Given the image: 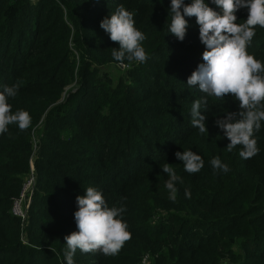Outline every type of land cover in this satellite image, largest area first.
Returning <instances> with one entry per match:
<instances>
[{
	"label": "trees",
	"instance_id": "16d2710c",
	"mask_svg": "<svg viewBox=\"0 0 264 264\" xmlns=\"http://www.w3.org/2000/svg\"><path fill=\"white\" fill-rule=\"evenodd\" d=\"M170 4L0 0V91L19 82L8 103L13 113L31 116L28 129L13 124L0 134V264H66L64 237L78 230L76 196L87 187L100 191L108 207L125 208L131 239L115 256L77 249L74 264H264V121L254 132L259 152L250 159L239 156V145L227 150L230 141L215 123L240 110L230 94L202 105L207 133L192 126V103L206 94L187 79L203 63L205 46L194 16L185 17L183 41L169 32ZM120 5L144 33L148 59L125 60L128 79L111 83L96 73L119 63L111 55L119 45L100 21ZM235 15L244 23L247 9ZM255 32L247 52L264 64V28ZM184 150L202 157L199 172H186L175 157ZM216 156L230 171L212 168ZM165 163L183 180L175 201L165 188ZM30 169L20 220L10 206Z\"/></svg>",
	"mask_w": 264,
	"mask_h": 264
},
{
	"label": "clouds",
	"instance_id": "9594fccd",
	"mask_svg": "<svg viewBox=\"0 0 264 264\" xmlns=\"http://www.w3.org/2000/svg\"><path fill=\"white\" fill-rule=\"evenodd\" d=\"M221 12L213 10L205 0H171L172 13L169 32L177 40L183 41L188 28L185 17H195L199 25V39L205 46L202 52L203 63L187 79V85H198L206 96L194 101L191 106V124L200 133H207L206 117L200 114L202 105H207L208 97L224 99L231 95L239 102L236 112H226L222 119L215 121L230 141L226 146L231 152L241 146L239 156L250 159L259 152L254 132L261 128L264 121V64L247 52V46L255 36L256 26L264 28V0H211ZM247 9V19L237 23L235 13ZM100 27L109 34L110 40L118 43L112 48L111 55L115 61L123 64L125 60L143 63L148 59L141 42L146 39L144 33L137 30L133 13L120 5L114 14L100 21ZM20 87L19 82L5 86L0 91V134L8 131L9 125H17L24 131L31 126L29 112L18 109L12 112L9 98H15ZM175 157L183 162L184 170L190 174L199 172L204 165L202 157L192 150L177 151ZM214 170L227 173L230 168L219 156L210 161ZM168 175L165 188L169 199L175 201L177 182L182 177L169 163L162 167ZM185 197L191 198V192L185 189ZM124 199V198H122ZM77 210L74 212L77 231L64 237L66 264H74L77 249L83 253L101 252L105 256H115L131 239L127 223L121 218L125 211L123 206L108 207L100 191L87 187L84 195L76 196Z\"/></svg>",
	"mask_w": 264,
	"mask_h": 264
},
{
	"label": "rangeland",
	"instance_id": "374dc122",
	"mask_svg": "<svg viewBox=\"0 0 264 264\" xmlns=\"http://www.w3.org/2000/svg\"><path fill=\"white\" fill-rule=\"evenodd\" d=\"M124 66L125 65H123V64H121V63H113V64H107L106 66H104L103 68H102V71H99L98 73H96V75H98L99 77H101L102 79H104V78H109L110 79V81H111V83H114L116 80H117V78L119 77V76H122V78L123 79H125V80H127L128 79V77L124 74V73H122L123 72V69H125L124 68ZM74 86H75V84H74V82H71L68 86H66L65 88H64V90L66 91V92H68V89H70V91L72 90V89H74ZM66 92H64V93H62V95L63 96H65V94H66ZM35 133H36V130L34 131V136L32 137V140H31V143H32V148L34 149V147H35V139L34 138H36L35 137ZM35 150V149H34ZM30 165H31V163H30ZM30 175H33V173H32V170L30 169V172H29V175H28V177H30ZM26 180V179H25ZM22 185V184H21ZM21 188V187H20ZM29 197H30V195H29ZM29 198L27 197V199H26V201L24 202L23 201V203H22V208H23V210L25 211V216H26V214H27V207H28V204H29ZM13 202V201H12ZM12 204V203H11ZM10 212H11V206H10ZM24 216V217H25ZM20 219V218H19ZM20 220H24V219H20Z\"/></svg>",
	"mask_w": 264,
	"mask_h": 264
},
{
	"label": "built area",
	"instance_id": "2783aa9c",
	"mask_svg": "<svg viewBox=\"0 0 264 264\" xmlns=\"http://www.w3.org/2000/svg\"><path fill=\"white\" fill-rule=\"evenodd\" d=\"M32 183L33 177L30 175V177H27L22 183L18 195L14 198L11 204V213L20 219H24L25 211L22 208V203L23 201H26L27 197L29 198L32 189Z\"/></svg>",
	"mask_w": 264,
	"mask_h": 264
}]
</instances>
